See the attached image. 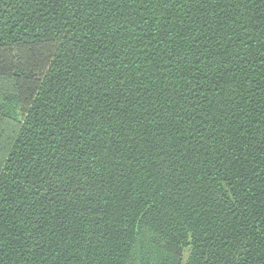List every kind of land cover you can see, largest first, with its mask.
Listing matches in <instances>:
<instances>
[{"label": "trees", "instance_id": "16d2710c", "mask_svg": "<svg viewBox=\"0 0 264 264\" xmlns=\"http://www.w3.org/2000/svg\"><path fill=\"white\" fill-rule=\"evenodd\" d=\"M0 264H264V0H0Z\"/></svg>", "mask_w": 264, "mask_h": 264}]
</instances>
